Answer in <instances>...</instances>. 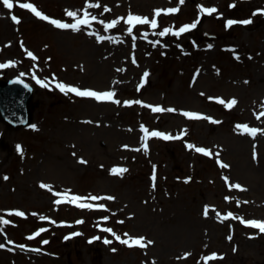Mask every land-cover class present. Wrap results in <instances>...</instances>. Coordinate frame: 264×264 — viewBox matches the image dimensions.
I'll return each instance as SVG.
<instances>
[{"label":"rangeland","instance_id":"rangeland-1","mask_svg":"<svg viewBox=\"0 0 264 264\" xmlns=\"http://www.w3.org/2000/svg\"><path fill=\"white\" fill-rule=\"evenodd\" d=\"M24 2L68 23L74 22L66 15L68 9L86 8L97 19L79 31L61 29L15 0L11 10L0 0V63L16 62L0 68V77L18 76L34 86L32 124L37 125L13 128L0 119V215L12 221L0 222V243L7 245L0 248V264H264V233L235 218L264 219V132L253 137L236 127L246 123L264 129V116H257L264 112V13L256 12L264 9V0ZM200 4L218 11L201 14ZM177 6L176 13L154 16L156 8ZM129 11L156 18L157 28L136 25L128 33L126 20L111 29L100 22L126 18ZM12 14L21 21H12ZM198 18L196 28L179 36L158 34ZM228 19L251 23L229 27ZM96 34L105 39L97 40ZM145 71L149 76L141 85ZM36 77L49 86L37 83ZM54 81L115 89L121 103L66 94ZM210 96L236 98L237 104L228 108ZM128 99L145 104L125 105ZM147 104L178 111L153 112ZM181 109L203 115L186 117ZM141 123L174 138L149 137L145 150ZM188 143L213 155L189 149ZM117 166L127 171L113 174ZM235 183L243 188L228 186ZM57 192L101 196L86 202L106 207L81 208L66 201L57 205ZM109 195L115 199L108 200ZM40 215L51 219L40 220ZM108 227L122 239L144 236L154 243L129 246L107 232ZM39 228L46 231L29 239ZM72 232L78 235L70 236ZM93 236L100 238L90 242ZM213 252L222 258L203 259Z\"/></svg>","mask_w":264,"mask_h":264},{"label":"snow or ice","instance_id":"snow-or-ice-1","mask_svg":"<svg viewBox=\"0 0 264 264\" xmlns=\"http://www.w3.org/2000/svg\"><path fill=\"white\" fill-rule=\"evenodd\" d=\"M185 2V0H180V4H183ZM3 5L8 9L11 10L14 8L15 4H20V6L24 9H30L32 13H34L37 17L42 18L43 20L46 21H50L53 25H55L58 28L61 29H73L76 31H79L81 29L82 25H90V22L93 20H96L97 17L95 15H92L86 8L83 10H71L68 9L66 10V15L67 17H71L74 19V22L72 23H68L66 20L64 19H55L50 15H46L43 11H40L37 6L34 3L31 2H24L21 3V0H15V4H14V0H2ZM234 6V5H232ZM96 7H99V4H96ZM198 8L200 10L201 14L207 13V14H213V13H217V8L215 6H211V7H206L203 4L198 5ZM104 10L105 11H109L110 9L107 7V5L104 6ZM82 11V14H81ZM179 11V6L177 7H170V8H156L154 10V16L158 17L161 13H176ZM256 12H261L264 13V9H256ZM219 15H223L222 13H219ZM11 20L19 23L21 21V17L16 15V14H12L11 15ZM121 20H126V23L128 25L127 27V32L128 33H132L133 32V28L136 25H151V27L153 29L157 28L158 26V20L156 18H149L147 15H140V14H135L131 11L128 12L127 17H117L116 19L113 20H109V21H103L101 20L100 22L102 24L105 25V28L107 29H111L113 28L117 23H119V21ZM199 18L196 21H193L191 23H185L182 26H180L179 28H173V27H164L162 31H160L158 34L159 36H165L166 34H168L169 32H173L175 35L179 36L182 33L189 31L190 29H194L197 27V24L199 23ZM249 24L251 23L250 19H245V20H233V19H228L226 21V24L230 27L234 24ZM96 38L99 41H102L105 39L104 36L96 34ZM9 43H11L9 41ZM213 45L209 44L208 47L211 48ZM26 54L29 57H32L33 59H35V54L32 51H27L26 50ZM236 55V58L239 59V54L238 53H234ZM135 57H133V63H135ZM16 62L14 60H8L6 63H0V68H5L8 67L10 65L15 64ZM220 70L217 69V72H219ZM149 76V73L147 71H145L143 73V77L144 79H142L141 81V85H143V83L146 82V78ZM17 79H19V77H17ZM36 81L37 83L44 85V86H49L46 84V81L44 79H40L39 77H36ZM55 86L64 93H75L76 95L80 96V97H91V98H95L97 101H114L117 104H120L121 101L118 99H115V89H111V90H105V91H98V90H94L92 88H87V87H80L74 84H70V83H66L63 81H54ZM210 100L215 99V100H219L221 103H224L226 107L228 108H232L235 104H237V100L236 98H232L231 100L228 101H224L221 97H208ZM123 103L125 105H132V104H140V105H144L145 101L143 100H124ZM149 109H151L153 112H165V111H170V112H176L178 111L176 108H164L159 104H147L146 105ZM264 107V106H262ZM182 111L183 114L186 117H190V118H198L201 117L203 114L200 112H194V111H185V110H179ZM258 118L260 116H264V112H260L257 114ZM209 120H212L213 117L209 116L207 117ZM96 123H99V121H97ZM216 123H219V121H216ZM31 128L36 129L37 125L36 124H31L29 125ZM237 129L238 130H243L246 133H250L253 137H255L257 135V133L260 132H264V129L261 128H257V127H250L248 124L243 123V124H237ZM140 128L143 130V137L142 139L145 141V143L143 144V147L145 150H147L148 148V144L146 143V141L148 140L149 137H162L166 140L168 139H173L174 137L172 136L171 133L168 132H164V131H160L158 129H152L149 130V128L144 125L143 123L140 124ZM179 135V134H178ZM17 150L20 152H23V148L21 145H17ZM124 148H129L130 145L125 144L123 145ZM187 147L189 149H195L197 152L199 153H204L207 154L209 156L213 155V153L206 147H197L195 144L193 143H188ZM73 155H75V153H73ZM255 156V153H254ZM81 162L86 163V161L83 160V158H80ZM219 163L221 164L222 167H229V165H227L223 160H219ZM127 171V168L125 167H113L111 169V172L113 174H120L123 175L125 172ZM8 177L5 176L4 179H7ZM188 180L191 179V177L186 178ZM228 177H225V180H227ZM152 187L155 188L156 187V171H155V165L153 166V173H152ZM230 188H237V189H241L243 188V185H241L240 183H235V184H229L228 185ZM42 187L44 188H50V185L47 183H42ZM56 195L58 197H60V199H57L55 201V203L57 205L61 204L63 201L69 202L73 205H78L81 208H98V209H103L106 207V205L104 203H90V202H86V201H99L102 199L101 196H95V195H89V196H80V195H76V194H72L69 195L68 193L65 192H57ZM108 200H114L115 197L113 196H107L106 197ZM2 211H8V212H14L16 213L18 216L20 217H24L26 215V213L22 210L19 209H5ZM205 215H208V206L205 207ZM227 216L232 217L234 216V213L232 212H228ZM236 219L241 220L245 225H249V226H254L255 228H258L259 231L261 233H264V219H244L242 217H235ZM40 220H49L51 219L48 216L45 215H40L39 216ZM103 220H108L109 217L108 216H103L102 217ZM0 222H2L3 224H10L12 223L11 220L6 219L4 216L0 215ZM82 220H77L76 223H82ZM52 223L55 224L57 223L56 220H52ZM61 224L66 223L65 221H60ZM107 232L112 233V235L115 237L116 240L121 241V243L127 244L129 246L131 245H139L141 247H145L146 245L149 244H153L154 241L152 240H147L146 237L144 236H129L127 239H122V237L120 235H117L113 229L111 227H108L105 229ZM4 229L0 228V232H3ZM46 231L45 228H39L37 231H34L30 234L29 239L34 238L36 236L39 235V233ZM70 236H75L78 235V233L76 232H72L69 234ZM125 236H127V234L125 233ZM69 236H65L64 239H68ZM100 237L97 236H93L90 238V242L96 239H99ZM104 242L106 244H110L111 240H109L106 236L103 237ZM229 239H231V237H229ZM9 244L14 243V241L9 240L8 241ZM42 243L47 244L48 240H43ZM7 245L4 243H0V248H6ZM20 248L23 249H27V245L24 244H20L19 245ZM15 250V249H13ZM34 250H38V249H34ZM112 251H116L115 248L112 249ZM189 253H185V256H188ZM217 258H222L220 257V255L216 252L211 253L210 255L204 256L203 259L205 261H209V260H214Z\"/></svg>","mask_w":264,"mask_h":264},{"label":"water","instance_id":"water-1","mask_svg":"<svg viewBox=\"0 0 264 264\" xmlns=\"http://www.w3.org/2000/svg\"><path fill=\"white\" fill-rule=\"evenodd\" d=\"M29 99H30V97H29ZM29 99L28 98L25 99L23 101V103L20 104V99L14 98L13 94H9L8 91L5 89V83L0 82V111H1V115L3 117H5L11 124L15 125L16 127H19L22 124L30 122L31 109H30ZM26 103H27V107H25ZM14 104L16 106H18L20 104V112H22V113H24L25 111L28 112L29 117H27L25 121H22V119H20V118H25V117H22V116H19V114L13 113Z\"/></svg>","mask_w":264,"mask_h":264}]
</instances>
